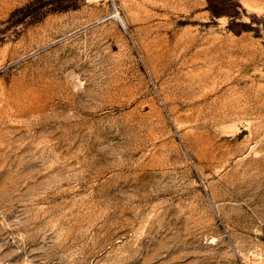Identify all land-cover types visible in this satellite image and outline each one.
I'll return each instance as SVG.
<instances>
[{"label": "rangeland", "instance_id": "obj_1", "mask_svg": "<svg viewBox=\"0 0 264 264\" xmlns=\"http://www.w3.org/2000/svg\"><path fill=\"white\" fill-rule=\"evenodd\" d=\"M0 264H264V0H0Z\"/></svg>", "mask_w": 264, "mask_h": 264}, {"label": "bare ground", "instance_id": "obj_2", "mask_svg": "<svg viewBox=\"0 0 264 264\" xmlns=\"http://www.w3.org/2000/svg\"><path fill=\"white\" fill-rule=\"evenodd\" d=\"M113 16H115L119 20L120 23H124L117 8L113 9Z\"/></svg>", "mask_w": 264, "mask_h": 264}]
</instances>
